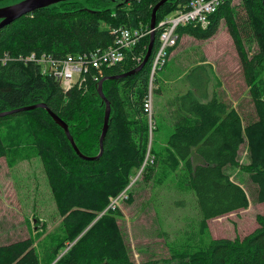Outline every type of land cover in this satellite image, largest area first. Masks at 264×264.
<instances>
[{
  "label": "trees",
  "instance_id": "16d2710c",
  "mask_svg": "<svg viewBox=\"0 0 264 264\" xmlns=\"http://www.w3.org/2000/svg\"><path fill=\"white\" fill-rule=\"evenodd\" d=\"M119 1H63L0 27V158H31L33 154L40 158L63 231L51 248L53 259L60 256L54 264H147L130 256L119 223L123 212L110 204L145 162L146 168L152 163L147 159L151 128L145 103L155 91L156 73L161 69L151 80L160 29L155 30L152 53L139 70L103 82L111 114L100 155L106 102L98 85L104 77L139 67L151 33L127 51L122 62L106 67L97 80L89 74L81 87L69 90L44 76L39 65L26 61L33 52L65 57L106 48L114 42L113 29L119 26L150 27L160 0ZM235 1L227 0L211 14L208 27L180 26L177 33L179 40L185 35L205 40L225 21L250 88L254 119L224 101L216 89L210 90L208 68L198 64L186 76L199 72V77L180 95L184 117L175 123L161 153L154 148L152 155L153 161L159 159L171 171L182 170L202 213L201 232H206L208 220L250 205L245 187L227 170L238 165L245 141L250 158L243 168L256 185L258 201L264 204V0ZM186 2H165L157 12V22ZM176 46L169 49L163 67ZM156 91H161L159 86ZM36 104L46 107L21 110ZM49 110L68 124L82 155L99 156L82 157ZM129 189L124 200L131 202ZM258 222L255 231L243 238H213L206 247L173 255L178 264H264V214ZM0 264H41L33 238L0 244Z\"/></svg>",
  "mask_w": 264,
  "mask_h": 264
},
{
  "label": "rangeland",
  "instance_id": "374dc122",
  "mask_svg": "<svg viewBox=\"0 0 264 264\" xmlns=\"http://www.w3.org/2000/svg\"><path fill=\"white\" fill-rule=\"evenodd\" d=\"M20 1L2 0L0 7ZM202 63L211 75L210 90L216 89L228 104L245 112L251 119L255 117L250 88L225 21L209 39L183 36L166 65L156 73L151 109L154 115L149 119L151 129L147 153V159L150 157L152 163L146 168L145 162L132 178L128 192L133 195V201L121 199L116 204L123 212L119 223L127 248L138 263L178 264L174 252H193L206 247L213 238H243L255 231L259 226L258 216L264 214V204L257 199L256 185L243 168L250 158L247 141L240 146L238 165L229 166L227 170L245 187L250 205L208 220L206 232L200 230L202 213L197 197L185 183L182 170L171 171L159 159H152L153 149L161 153L175 123L184 117L179 108L180 95L187 91L192 80L199 77V72L189 77L186 74ZM158 86L160 92L156 91ZM42 166L40 158L34 154L31 158H0V244L31 236L41 264H54L60 256L53 259L55 254L52 256L51 248L63 236V231Z\"/></svg>",
  "mask_w": 264,
  "mask_h": 264
},
{
  "label": "built area",
  "instance_id": "2783aa9c",
  "mask_svg": "<svg viewBox=\"0 0 264 264\" xmlns=\"http://www.w3.org/2000/svg\"><path fill=\"white\" fill-rule=\"evenodd\" d=\"M227 0H187L180 8L157 22L156 29H160V47L156 53L151 70V80L157 69L162 68L166 62L169 49L177 45L179 34L177 28L191 25L206 28L210 22V15L215 13ZM234 1V0H233ZM114 42L106 48H98L89 53L55 57L48 53L33 52L26 61L34 62L40 66L44 76L52 77L59 82L63 89L69 90L74 86L81 87L88 75H93L97 80L101 77L106 67L115 66L122 62L127 51L137 48L145 36L152 32L150 27L119 26L113 29ZM152 93L148 95L145 109L152 117ZM129 188V187H128ZM126 188L118 196L111 199L110 207L115 208L119 200L125 199Z\"/></svg>",
  "mask_w": 264,
  "mask_h": 264
},
{
  "label": "water",
  "instance_id": "95a60500",
  "mask_svg": "<svg viewBox=\"0 0 264 264\" xmlns=\"http://www.w3.org/2000/svg\"><path fill=\"white\" fill-rule=\"evenodd\" d=\"M63 1H69V0H22L16 4L13 5H8V6H4V7H0V27H2L3 25H6L8 23H11L13 21H15L17 18L33 12L35 10L44 8V7H48L52 4H56L59 2H63ZM126 1H130V0H126ZM168 0H160L154 7L153 12H152V16H151V21H150V27L152 29L151 32V37H150V43L148 45V49H147V54L146 57L143 61V63L137 67L136 69L124 73V74H120V75H114V76H109V77H104L99 85H98V93L100 94V96L103 98V100L106 102V110H105V121H104V128H103V132L100 138V153L99 155L103 152V141H104V137L108 128V124L110 121V114H111V103L110 101L106 98L104 91H103V82L106 79H120V78H124L128 75H131L133 73H135L137 70H139L144 64L145 62L148 60L149 56L152 53V48H153V43H154V39H155V28L157 25V12L160 9V7L162 5L165 4V2H167ZM39 106L42 107H46V105L44 104H36V105H32V106H28L25 108H22L21 110H28V109H34L37 108ZM49 113L51 114V116L53 117V119L61 126L64 128L69 140L72 142V144L74 145V148L76 149V151L84 158H97L99 155H97L96 157H87L84 156L80 153L78 147L76 146L74 139L70 133L69 130V126L68 124L62 120L59 116H57L55 113H53L51 110H49Z\"/></svg>",
  "mask_w": 264,
  "mask_h": 264
}]
</instances>
